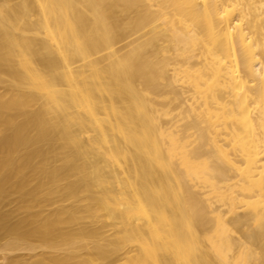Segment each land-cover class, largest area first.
Returning <instances> with one entry per match:
<instances>
[{
	"label": "bare ground",
	"instance_id": "bare-ground-1",
	"mask_svg": "<svg viewBox=\"0 0 264 264\" xmlns=\"http://www.w3.org/2000/svg\"><path fill=\"white\" fill-rule=\"evenodd\" d=\"M0 259L264 264V0H0Z\"/></svg>",
	"mask_w": 264,
	"mask_h": 264
},
{
	"label": "rangeland",
	"instance_id": "rangeland-1",
	"mask_svg": "<svg viewBox=\"0 0 264 264\" xmlns=\"http://www.w3.org/2000/svg\"><path fill=\"white\" fill-rule=\"evenodd\" d=\"M227 99H229V100H231V101H234V99H232V97H229V98H227ZM237 99H240V96H238ZM224 100L226 101V99H224ZM227 102H229V101H227ZM229 105H231V104H229ZM234 106H235V105H234ZM234 106H233V107H234ZM221 113H222V112H221ZM221 113H220V114H221ZM225 114H226V113H225ZM242 114H244L245 116H247V114H245L244 112H242ZM228 115H229V114H228ZM228 115H227V116H228ZM244 115L242 116L241 121H242V119L244 120V118H245ZM223 116H224V114H223ZM224 117H225V116H224ZM231 117H232V116H231ZM220 120H221V119H220ZM220 120H219V121H220ZM223 120H225V119H223ZM226 120H227V119H226ZM228 120H229L230 122L232 121V119H229V116H228ZM245 120H246V118H245ZM229 121H227V122H229ZM224 122H225V121H224ZM227 122H225V123H223V124H226V125H227V124H228V125L231 124V125H232L233 122L235 123L234 119H233V122H232V123H227ZM236 122H237V120H236ZM238 122H239V121H238ZM242 122H243V121H242ZM244 122H245V121H244ZM218 123H219V122H218ZM234 123H233V124H234ZM244 124H245V123H244ZM226 125H225V126H226ZM228 125H227V127H228ZM238 125H243V124L239 122ZM219 126H222V125H220V123H219ZM229 126H230V125H229ZM234 126H235V125H234ZM217 127H218V126H217ZM227 127H224V126H223L222 128H223V129H224V128L227 129ZM235 127H236V126H235ZM244 127H245V126H242V128H240V127H238V128L242 130V133L246 132V133H248V134L250 135V133H249L248 131H244V130H243V129H245ZM220 128H221V127H219V129H220ZM214 129L217 130V132L214 131V133H211V134H213V136L217 137V139H219V137H220V138L222 137V138H223V139H222V142L225 141L226 143H229V142H227V141H229V140H228V139H225V140H224V137H225V136L223 137L222 135H223V134L226 135L227 133H228V135H229L230 130L227 131V130H228V129H227L225 132L222 130V132H224V133H222V132H220L219 129H216V128H214ZM219 132L222 133V135H221ZM216 133H217V134H216ZM218 133L220 134V136L218 135ZM225 133H226V134H225ZM246 133H244L243 135H245ZM214 134H215V135H214ZM248 134H247V135H248ZM217 135H218V136H217ZM247 135H245V136H247ZM249 135H248L247 139H249ZM250 136H251V135H250ZM215 137H214V138H215ZM226 138H230V137H229V136H228V137L226 136ZM245 138H246V137H245ZM219 140L221 141V139H219ZM226 140H227V141H226ZM248 141H249V140H248ZM249 142H250V141H249ZM229 144H230V143H229ZM248 146L250 147V143L248 144ZM223 147H224V146H223ZM225 147H227V146H225ZM229 147H230V145H229ZM250 148H251V147H250ZM228 149H229V148H228ZM224 150H226V148H225ZM250 150H251V149H250ZM226 151H227V150H226ZM229 151H232V149H231V150L229 149ZM229 151H228V152H229ZM248 151H249V150H248ZM248 151H247V153H248ZM252 151L254 152L253 148H252ZM252 151H250L249 154H250ZM249 154H248L247 156H248V157H251L252 159H253V157H254V158L256 157V156H254V155H253V156H249ZM251 154H253V153H251ZM251 154H250V155H251ZM259 155H260V154H259ZM259 155H258V156H259ZM251 158H250V160H252ZM238 160L240 161L239 163L241 164V162H243V160H245V159H244V158H243V159H240V158H239ZM246 161L248 162L247 159H246ZM244 162H245V161H244ZM244 162L242 163V165H241L240 167L243 166L244 168L242 167V169L245 170V167L247 168L248 165L245 164L246 162H245V163H244ZM244 164L247 165V166H245ZM248 164H249V162H248ZM250 164H251V163H250ZM238 171H239V170H238ZM238 171H237V172H238ZM243 172H244V171H243ZM240 173H241V171H240ZM237 174H238V173H237ZM242 174H243V173H242ZM243 175H244V174H243ZM238 176L240 177V174H239ZM238 176H236V177H238ZM255 177L258 178V175L255 176ZM252 178H253V177H252ZM252 178H251V179H252ZM259 178H261V177H259ZM255 179H256V178H255ZM253 180H254V178H253ZM256 180H257V179H256ZM259 180H260V179H259ZM259 180H257L256 182H258ZM254 184H255V181H254ZM252 185H253V184H252ZM254 187H255V186H254ZM256 187H257V186H256ZM232 188H233V187H232ZM255 189H256V188H255ZM224 191H226V190H222L223 193H224ZM229 191H230V190H229ZM251 192H252V190H251ZM256 193H257V191H255V193H254V191H253L252 193H248V194H251V195H254L255 197H258V196H256ZM227 194H228V191H226V193H225L224 195L227 197ZM229 194H230V192H229ZM258 198H259V197H258ZM258 198H257V199L254 198V199H255L254 201L256 202L257 200H259V201H257V203H258V202H259V203H262V202H260L261 199H260V198L258 199ZM252 199H253V197H252ZM252 199L250 198L249 200H252ZM249 200H247V201H249ZM247 201H246V202H247ZM252 202H253V200H252ZM252 202H250L251 205H252ZM235 203H236V202H235ZM239 203H240V202H238V204H239ZM241 203H242L243 205L245 204V203H243V202H241ZM241 203H240V204H241ZM250 203H247V204H246V205H247V208H249ZM238 204H237V205H238ZM240 204H239V205H240ZM242 204H241V206H242ZM248 204H249V205H248ZM262 204H263V203H262ZM233 205H235V204H233ZM237 205H235V206H237ZM253 206L255 207L254 202H253ZM256 206H257L258 209H260V207H259L260 205H256ZM250 207H251V206H250ZM254 207H253V209H252V207H251V209H252L253 211H257L258 209L255 207V208H256V210H255ZM242 208H246V206L244 205V207H242ZM254 222H255V221H254ZM254 225H255V224H254ZM235 236H238V235L235 234ZM17 253H18V254H24V255H25V254H27V253H29V252L26 251V250H19V251H16V252H15V254H17ZM9 254H10V253H9ZM11 255H14L13 252H12ZM1 261H2V263L4 264L5 261L0 259V262H1Z\"/></svg>",
	"mask_w": 264,
	"mask_h": 264
}]
</instances>
